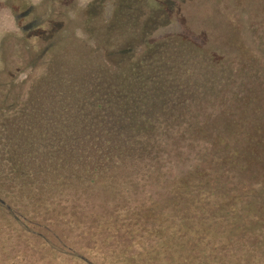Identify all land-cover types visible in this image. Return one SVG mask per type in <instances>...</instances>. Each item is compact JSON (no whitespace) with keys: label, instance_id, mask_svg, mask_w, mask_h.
I'll use <instances>...</instances> for the list:
<instances>
[{"label":"trees","instance_id":"16d2710c","mask_svg":"<svg viewBox=\"0 0 264 264\" xmlns=\"http://www.w3.org/2000/svg\"><path fill=\"white\" fill-rule=\"evenodd\" d=\"M153 12L125 28L120 3L106 31L128 41L101 59L58 43L36 75L50 48L27 50L18 82L0 58V264L12 235L49 264L68 247L67 264H264V13L203 48L141 43ZM110 227L125 250L103 247Z\"/></svg>","mask_w":264,"mask_h":264},{"label":"rangeland","instance_id":"374dc122","mask_svg":"<svg viewBox=\"0 0 264 264\" xmlns=\"http://www.w3.org/2000/svg\"><path fill=\"white\" fill-rule=\"evenodd\" d=\"M120 3L126 9V17L120 21L125 28L132 24L141 25L147 14L154 11L155 21L151 22L155 27L141 43L173 39L180 35L189 39L195 47L203 48L219 43L238 46L246 39L248 23L258 24L264 13V0H139L136 4L120 0H0V58H3L6 70L13 74L18 72L17 81L21 82L28 74L24 65L32 54L27 50L38 52L49 46L46 55L36 61L33 72L38 75L42 72L44 61L52 56L59 58V44L63 48V58L86 61L98 54L97 57L101 59L98 48L114 49L121 40H127L120 37L116 27L120 23L116 21H113L111 31H106V26L110 25V14ZM142 45L135 46L132 58L137 57ZM113 230L110 227L112 236L109 239L111 242L114 240L113 244L103 247L109 251L120 247L125 250L127 243L119 239L120 235ZM12 236L16 242L8 248L10 254L14 255L13 262L49 264L48 260L40 259L41 256L32 249L24 251L20 248L24 237ZM139 236L143 237L141 234ZM44 238L56 250L59 242L47 234ZM135 240L147 243L144 236L141 240L135 238L130 244H134ZM70 248L73 250L74 247ZM69 250L65 249L62 254L59 251L57 255L53 251L56 262L60 260L61 264H67L68 254L65 252Z\"/></svg>","mask_w":264,"mask_h":264}]
</instances>
